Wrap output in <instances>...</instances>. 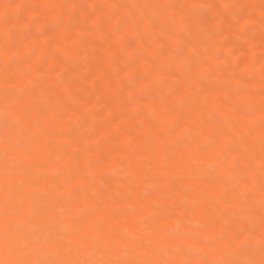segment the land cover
<instances>
[{
    "label": "bare ground",
    "instance_id": "obj_1",
    "mask_svg": "<svg viewBox=\"0 0 264 264\" xmlns=\"http://www.w3.org/2000/svg\"><path fill=\"white\" fill-rule=\"evenodd\" d=\"M35 1L40 3L39 0H34L33 3H35ZM97 1L100 2V0H96V2ZM88 2L89 0H87V3ZM102 2L107 3L108 10L101 11L100 16L98 15L94 18H89L86 24H84L87 16L86 8L89 7V5L86 6L85 4L80 6L81 4L78 3L81 8V14L79 15H82V17L79 19V22H77L78 24L72 23L74 24V27L73 25L71 26V28L73 27L72 29L76 35L77 32H81L86 28L91 31L96 30V27H99L101 23L104 22L103 19L106 23L112 24L117 18L113 12L114 7L111 6L114 3V0H102ZM161 2L156 0L147 3V0H133V7L142 9L144 6H148L147 12L149 13L151 10L153 13L157 7L160 8L161 5L158 6V4ZM167 2L168 0L166 3ZM56 4L57 3L55 2L51 3V5L48 3V5L51 6V21L59 12L61 13L64 8ZM66 4L70 6V4ZM161 7L163 8V6ZM69 12L70 11H68V13ZM125 13L130 15L129 10H126ZM149 17L150 13L143 18H134V23L129 28V32L138 28L148 27ZM161 20L162 18L160 21ZM12 21V18L5 19L4 22L1 21L3 24L0 27V32L8 31V23H11ZM16 21L18 20L16 19ZM67 21L68 20L66 19V22ZM69 28H63L59 34L55 32L59 38H57L59 40L58 43H56L58 44L57 47L63 51V54L69 53L64 48L66 45L63 47V43L69 36H67ZM52 29H54V27ZM28 34L29 32L26 35ZM171 35L173 44H178L181 37L177 33ZM32 36L34 38V33ZM197 39L199 40V38ZM194 42L197 43V40H194ZM141 43H138L137 41L127 43L123 37L119 38V40L117 39V41L110 47L109 55L112 57L118 55L120 57V64L116 65L109 62L104 69L103 79L101 78V82L97 83L104 86L119 83L118 79L120 77L117 76L119 78H116V73L118 72L117 70L120 69L121 71L119 72H121L122 75L125 74L124 71L128 72L131 70L133 64H131L129 58L135 57L133 51L137 54L135 61L136 66L139 62H142L140 61L141 59L147 60L146 62L153 61L155 56H157V53L155 54V51H151L147 47H144ZM129 47H131V51L127 52L126 50H130ZM29 49L30 48H23V51L21 49L20 61L18 62L19 64L13 69V71L10 70L9 72L0 73V88L9 85L17 89V91L13 93L6 95L0 94V260L39 258L45 260L70 261L85 259H167L179 261L183 259H193L207 261L208 264H215L216 261L221 260H243L248 258H254L257 260L260 259V249L256 248L255 242L260 241L262 231H264V229H262L261 222L262 212H264V203H256V209H252L255 205L252 199L240 201L244 196L242 198L239 196L241 199L239 198L233 201L230 198L232 203L235 202L243 208V217L252 215V217L255 218V225L253 224L254 227H252V223L250 221L249 224L251 225L246 228V234L251 236L253 240H256L254 243L252 242L251 244V240L249 239L250 237L248 238V241L246 235L238 238L234 233L226 232L223 236H221L218 230L219 225L221 226L224 221L229 220L231 217V212H226L222 208L225 200L224 196H226L229 192L233 193L236 189L238 190L244 186L251 185L249 184V180L248 183L247 179H245V181L242 180V177H244L242 175L245 174V177H248L247 173H249L250 168L248 164H246V167L237 168L234 163H231L232 161L221 163L220 158H226L227 160L234 159L232 156L236 155L237 149L234 148L233 150H230L229 148H226L224 151L223 149H219L218 153H216V156H220L219 158L212 155L210 144L213 139L215 140L217 138L227 136L229 127L223 120H226L228 117H233L236 121L249 119V115L247 113L248 106H246L244 102L233 99V102L225 104L224 96L211 94L210 97L213 101L201 104L200 102L203 101L200 100L203 96L202 93L205 90H203L201 85L198 86L197 89H194L191 92V106L185 108L184 105L182 109L178 107L179 110H177L174 114L163 115L161 117L159 116L161 119L160 123L153 127V137L150 141H148V139L142 140L138 134L134 137V139L137 140L136 145H138V147H142V155L140 152L139 155L141 156L139 158L137 156L138 160L136 159V161L134 160L136 157L133 158L129 154V152H132L134 149L132 148V150H130L128 148V150L126 148L130 146H127L126 141H128V139L133 135V133L132 135L130 134V130L126 127L131 125L127 124L126 126V122L124 123L122 120H125L124 118L126 117L130 118L129 115L131 112H134L135 109H141L143 107L153 109L154 106L156 107L162 102L163 97L166 95H178L182 92L180 95L185 97V88L187 87V83L190 82V80H193L191 77L187 78L185 75L181 74L179 76H175L171 74V69H168L169 71H164V67L162 65L156 66L154 71L158 74L153 76L159 78L165 75L167 77L177 78L173 81H177L178 85L176 86V84H172V82H166L165 85L163 84V87H155L154 93L152 94H148L144 91H140V93L139 91H132L129 87L124 86L116 94L114 104L111 102V106L108 105L111 107L110 109H113L108 110L115 111L116 114L121 116L120 119L117 118L116 120L110 121L109 123H111V125L107 130V134L110 133L108 135L117 138L116 140L119 142L121 140V143L117 148V150L119 149L117 152L121 157L118 158L117 156L115 157L116 159H114L110 158V156V159L102 161V166L107 174L113 171L119 172L117 173V177L120 178L118 180H114L111 177L102 175L92 180L76 178L78 176L79 169L74 167L64 168L66 165H60L53 160V153L57 154V151L50 148V142L60 144L62 140H65V137L61 133L60 129L55 126V122H53L55 121L54 119H52L50 124L46 123L47 125L40 123L41 114L45 113V111L47 112L49 107L47 106L48 109L46 108L44 111L35 105V102L41 96V93H43L41 87L38 89V87L35 86H27L29 79L23 69L35 67L34 63L27 59L28 53H30ZM71 52L72 51H70V53ZM172 55L174 57L176 54ZM166 57L169 58L170 56L167 55ZM49 58L52 59V57ZM253 58L255 60V57L250 58L251 63L254 62ZM162 61L161 64L163 63ZM59 64H61L60 66L66 65L64 62H60ZM124 67H127L128 69L126 68L127 70H124ZM251 67L252 65H249L248 69L251 70ZM136 82L138 81L136 80ZM142 82L139 83L138 86L142 87L145 80L143 84ZM85 98L83 97L79 99L80 103L79 106L77 105V108H67L70 113L67 111L66 113H74L75 116L83 112V109L85 108L84 106L88 101V99L86 101ZM130 104L131 106H129ZM217 106L219 107L218 109H221L218 113V115H220L219 118H217L213 123L205 125L199 131L200 133L198 136L196 135L193 138L190 136L191 138L187 139L189 144L185 143V135H187V132L191 130L190 126L193 125V121L195 122V120L199 119L200 114L208 111L209 108L214 109ZM158 108L160 109L159 106ZM10 113L14 114V119L10 118V115H12ZM50 113L53 115L52 118H54L55 113L52 111ZM118 115H115V117ZM174 122H177L178 124L176 127L173 125ZM28 126L33 127L32 132H30L31 130H27L29 129ZM105 128L104 131L106 130ZM144 128L147 130L148 125ZM136 130L134 132H136ZM244 134H246V127H241L240 131L235 133L237 145L245 143V138H243ZM100 135L102 136L104 134ZM80 137L82 136L80 135ZM104 137L102 136V139H104ZM105 138H107V136ZM110 138L111 137H109L108 140H110ZM132 138H130V140H132ZM93 139L91 141H93ZM97 139H100V136ZM68 141L69 140L67 139V142ZM79 141V137H77L73 142L79 145ZM87 141L88 140H86V142ZM97 141L101 143L100 140ZM62 143L61 146L64 145V143ZM72 143L69 142L67 144L69 145ZM56 144L54 146H56ZM67 144L66 147H68ZM132 145L135 146L134 144ZM186 152H194L195 154L190 163L187 159H185ZM65 154L66 153H63L64 156ZM84 154L86 155V153ZM83 155L82 158H84ZM262 156H264V148H260L259 151L252 156L254 170L256 173V176L254 175V177H252L256 180V177L260 175V172L256 170H261ZM88 160L86 158L87 162ZM90 162H93V160ZM151 162L158 163V173H161L162 175L165 173H173L178 176L175 183L162 185V189H160V191L158 190L159 193L157 192L158 195H156V197L152 199L147 197H133L130 198L131 200L128 198H120L111 204L104 205V209L103 205L94 208L95 205H93L92 200L87 198L88 194L94 191L99 184L110 185V188L118 184L123 190L126 189L129 183L128 175L136 173L142 166L146 164L148 165V163ZM93 163L96 164L95 162ZM84 164L87 166V164L90 163L85 162ZM167 166H170L171 170ZM36 179H39V181L35 182ZM256 184H258L257 181L253 186ZM195 185L196 187L203 185L204 188L197 189V191L193 194L185 193V189L190 186L194 187ZM22 187H31L32 191L26 195H21L19 194V188ZM190 192L193 191L191 190ZM185 195L189 196V201L191 203L188 205L189 207L186 206L188 203L181 207H179L180 205L177 206L178 211L176 208L175 210L177 211V214H175L174 217L169 219L166 218L160 222H155L154 220L148 218L149 215L163 210L164 206L167 207V204L170 203L176 196L184 197ZM227 196L226 199L228 198ZM6 207L21 210V214L19 216L11 218L13 227H11L9 231L12 238H19L20 233L26 228L34 227L36 234L39 235L42 241L46 238H50L54 241V243L49 247L41 246L34 254H25L26 249L22 243L18 244L11 253L8 252L4 242V222L6 219L4 211ZM96 208L100 209L97 210ZM84 212H88L89 215H85ZM239 215H237V219ZM240 217H242V214ZM254 220L252 222H254ZM243 224L244 223H242V225ZM180 234H187L188 238L178 239L177 237ZM80 236H83L85 239L82 241L79 238ZM141 241L146 245L143 249L137 247V244ZM29 247H31V245H29Z\"/></svg>",
    "mask_w": 264,
    "mask_h": 264
},
{
    "label": "rangeland",
    "instance_id": "obj_2",
    "mask_svg": "<svg viewBox=\"0 0 264 264\" xmlns=\"http://www.w3.org/2000/svg\"><path fill=\"white\" fill-rule=\"evenodd\" d=\"M39 1L40 3L36 1L33 3L34 0H0V27L5 19H13L11 23L9 22L10 24L8 23V31L0 32V73L9 72L10 70L13 71L19 64L21 49L23 51V48H30L27 59L30 62L32 61L35 67L23 69L29 79L27 86H35L38 87V89L41 87L43 93H41L35 105L41 110H46L47 106L49 107V109L47 108V112L44 110L45 113L41 114L40 123L50 124L52 119H54L55 121L53 122H55V126L60 129L65 137V140H62L64 143L63 146H61L62 142L60 144L50 142V148L57 151V154L53 153V160L60 165H66L65 167L63 165L64 168L74 167L79 169L76 178L92 180L102 175L118 180L120 177H117V173L119 172L113 171L107 174L102 166V161L110 158L116 159L115 157L117 156L118 158L121 157L117 152L121 140L119 139V142L116 140L117 138L108 135L110 133L107 134L108 127L111 125L109 122L117 118L120 119L121 116L116 114L115 111H110L113 109H110L111 107L109 106H111V102L114 104L116 94L124 86L129 87L132 91H139V93L140 91H144L148 94L154 93L155 87H163L166 82H172V84H176L177 86L178 82L173 81L177 78L167 77L165 75L159 78L153 76L158 74L154 71L155 67L162 65L164 71L171 69V74L175 76H179L180 74L185 75V77H191L193 80L187 83L185 97L180 95L182 92L178 95H166L163 97L162 102L156 107L154 106L153 109L144 107L135 109V111L131 112L129 115L130 118L126 117L128 119L124 118L125 120H122L124 123L126 122V126L128 124L135 127V129L131 126H129L130 128L126 127L130 130L131 135L133 133L130 137H133L132 140L129 138L128 141H126L127 146L130 145L126 148L130 150H132V148L134 149L132 152L130 151L129 154L133 158L136 157L134 160L137 159V156L139 158L142 155V147L136 145L137 140L134 139V137L138 134L142 140L148 139V141H150L153 137V127L160 123V117L174 114L179 110L178 107L182 109L184 105L185 108L191 106V92L200 85L203 90L206 91V93L205 91L202 93L203 96L200 101L203 102H200L201 104L213 101L210 97L211 94L224 96L225 104L233 102V99L244 102L246 106H248L247 113L249 119L236 121L233 117H228L226 120H223L229 127L228 134L227 136L215 140L213 139L210 144V149L213 156L220 158V156H216L219 149H223L224 151L226 148L230 150L236 148L237 153L232 156L234 159L227 160L226 158H220V162L227 163L232 161L231 163H234L237 168L246 167V164L249 165L250 171L247 173L248 177H245L246 175L244 174L242 175L244 176L242 180L245 181V179H247V183L250 181L249 184L251 185L244 186L238 190L236 189L233 193H227V195L231 194L230 196L226 195L228 197L227 199L226 196H224L225 200L223 202L224 204L222 203V208L226 212H231V217L229 220L224 221L221 226L219 225L218 230L221 236L226 232L234 233L237 237L246 235L247 239L250 237V243H254L256 240H253L251 236L246 234V228L251 225L249 224L250 221L252 227H254L255 218H253L252 215L243 217V208L235 202V204L232 203V200H237L243 196L242 199L240 198V201L252 199L255 203L252 209H256V203H264V172L256 170L260 172V175H258L259 173L257 174V180L253 178L254 175L256 176V173L254 170V162L252 161V156L259 151L260 148H264V127L261 125V121L264 119V0H168L169 4L168 2L166 3L167 0H157L160 2L162 1L158 6L161 5L163 8L161 6L160 8L157 7L154 11L155 13H152L150 10L148 27L138 28L134 31L132 30V32H129V28L134 23V18H143L149 15L147 12L148 6L137 9L133 7V0H114L115 4L113 3L111 6L114 8L116 7L115 9L113 8V12L117 16V18L115 16L116 19L114 18L116 22L113 21L112 24H108L103 19L104 22H102L99 27H96V30L91 31L86 28L81 32H77V35L72 28L74 24H78L77 22H79V19L82 17V15H79L81 14L80 6L85 4L86 6L89 5V7L86 8V15L88 16L85 18L86 22L84 24H86L89 18L100 16L101 11L108 10L107 3L102 2V0H100V2L89 0V4L87 0H81V2L80 0ZM153 1L156 0H147V3ZM53 2L57 3L56 5L62 6V8L64 7L63 11L61 13L58 11L59 13L54 17L56 21L54 19V21L52 20L54 24L50 20L52 19L50 5ZM48 3L50 5H48ZM66 3L70 4V6L72 5V8ZM17 5L20 7H17ZM126 10L130 11V15L125 13ZM68 11L70 12L68 13ZM15 17L18 21H16ZM160 17L162 18L161 21ZM65 18L69 22H66ZM72 25L73 27L71 28ZM53 27L54 29H52ZM63 28H69V33L67 34V36H69L63 43V47L66 45L64 48L69 52L67 54H63V51H61V49L57 47L58 44H56L59 41L56 33L59 34ZM28 32L29 34L26 35ZM175 32L181 37L178 43L179 45L173 44L171 39V34H176ZM33 33L34 38L32 36ZM122 37L127 43L134 41L138 43L142 42L141 44H143L144 47H147L151 51H155L157 56L150 62L141 59L140 61L142 62H139L136 66L135 61L137 54L133 51L135 57L129 58V61L133 64V67H131V70H133H129L130 73L129 71H124L126 75H122V73L119 72L121 70L118 69L117 71L119 73H116V78L118 79L120 77L118 79L119 83L110 86L97 83L101 82V78L103 79L104 69L109 62L116 65L120 64V57L118 55L113 57L110 56L109 50L114 42ZM197 38H199V40ZM194 40H197V43H195ZM53 44H55L56 47ZM67 46L70 47L68 48ZM129 49L130 50L126 51L130 52L131 47H129ZM70 51L72 52L70 53ZM172 54L176 55L173 57ZM167 55L170 57H166ZM251 56L255 57V60L253 58V63L250 61V58H252ZM49 57H52V59ZM161 61L165 63L161 64ZM60 62H64L66 65L60 66ZM249 65H252L251 70L248 69ZM126 68L127 67H124V70L128 69ZM136 80L138 82H136ZM142 80L143 82L145 80L144 84ZM141 82L143 84L142 87L138 86ZM15 91H17V89L9 85L0 88L1 95H6ZM83 97H86L85 99L86 101L88 99V101L84 106L83 112L78 114L80 116L75 115V117L74 113L68 114L70 111L67 108H77L80 103L79 99ZM129 106H131V104ZM218 108V106L214 109L209 108L208 111L200 114L199 119L195 120V122L193 121V125L190 126L191 130L185 135V143L189 144L187 142L188 138L190 139L196 135L198 136L200 133L199 131L205 125H209L219 118L220 115H218V113L221 109ZM51 111L55 113L56 118L55 116L52 118L53 115H51ZM66 111L68 113H66ZM10 114V118L14 119V114ZM114 114L119 117H115ZM146 125H148V131L144 128ZM173 125L176 127L178 124L174 122ZM241 127H246V134L243 136V138H245V143L237 145L235 133L239 132ZM28 128V131H33L32 126H28ZM104 128L106 129L105 131ZM135 130L136 132H134ZM100 134H104L102 136H107V138L104 137V139H102ZM80 135L82 137H80ZM99 136L100 139H97ZM77 137H79L80 141L78 144L80 146L73 142ZM109 137H111L110 140H108ZM67 139L69 140L68 142ZM92 139L93 141H91ZM86 140L89 142H86ZM97 140H100L101 143ZM69 142L73 143L68 145L67 143ZM55 144L56 146H54ZM66 144L68 147H66ZM140 152L141 155H139ZM63 153H66L65 156ZM84 153H86L87 156ZM82 155L84 158H82ZM194 155V152H186L185 159L190 163ZM86 158L87 160L90 158L88 160L90 164H87L88 167L84 164L85 162L88 163ZM92 160L96 164L90 162ZM157 164L158 163L152 162L148 163V165L140 166L141 169L137 170L136 173L129 174V183L124 190L118 184L112 188H110V185L99 184L94 191L88 194L87 198L92 200L93 205H95L94 208L103 205V209L105 208L104 205L111 204L120 198L130 199L133 197H147L152 199L158 195L160 189H162V185L175 183L178 179V176L173 173H165L164 175L158 173L159 166ZM167 167L171 170L170 166ZM38 181L39 179L35 180V182ZM256 181L258 183L256 185L258 186H253ZM201 186L203 185L197 187L196 185L194 187L190 186L185 189V193L193 194L197 189L204 188V186ZM31 191V187L19 188V194L21 195H26ZM230 198L232 200H230ZM186 203L188 204L186 205ZM190 203L188 195L184 197L176 196L168 203L169 206L167 204V207L164 206L163 210L155 212L156 214H151L152 216L149 215L148 218L155 222L163 221L166 218H172L177 214V206L180 205L179 207H181L186 205L189 207L188 205ZM176 208L177 211L175 210ZM96 209L99 210L100 208ZM84 214L89 215L88 212H84ZM236 214H242V217L239 215L237 219ZM253 220L254 222H252ZM242 223H244V226ZM255 246L257 249H260V241H256Z\"/></svg>",
    "mask_w": 264,
    "mask_h": 264
},
{
    "label": "snow or ice",
    "instance_id": "obj_3",
    "mask_svg": "<svg viewBox=\"0 0 264 264\" xmlns=\"http://www.w3.org/2000/svg\"><path fill=\"white\" fill-rule=\"evenodd\" d=\"M17 7H20L17 5ZM262 127H264V119L261 121ZM262 165L261 171L264 172V156H262ZM21 214V210L17 208H5L4 216L6 217L4 222V242L8 252H12L18 244H23L26 249L25 254H34L41 246L49 247L54 241L50 238H46L45 240H41L39 235L36 234V230L34 227H28L24 231L20 233L19 238H12L9 229L13 227L11 218L19 216ZM262 229H264V212H262L261 217ZM27 223V221H26ZM19 227V226H17ZM82 241L85 239L83 236L79 237ZM178 239H187V234H180L177 237ZM239 238V237H238ZM246 243V242H245ZM31 245V247H29ZM138 248H145L146 245L144 242H139L137 244ZM58 251V250H57ZM0 264H208L207 261L201 260H193V259H183V260H159V259H146V260H105V259H97V260H45V259H5L0 260ZM215 264H264V231H262L261 239H260V259L248 258V259H237V260H221L216 261Z\"/></svg>",
    "mask_w": 264,
    "mask_h": 264
}]
</instances>
